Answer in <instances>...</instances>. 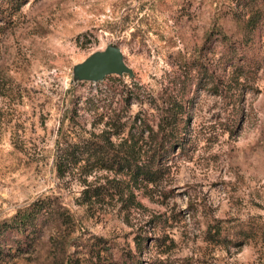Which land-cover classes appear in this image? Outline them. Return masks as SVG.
Listing matches in <instances>:
<instances>
[{"label": "rangeland", "instance_id": "rangeland-1", "mask_svg": "<svg viewBox=\"0 0 264 264\" xmlns=\"http://www.w3.org/2000/svg\"><path fill=\"white\" fill-rule=\"evenodd\" d=\"M173 98L186 142L156 183L55 171L57 142L155 128ZM40 199L62 231L4 230ZM0 264H264V0H0Z\"/></svg>", "mask_w": 264, "mask_h": 264}, {"label": "trees", "instance_id": "trees-1", "mask_svg": "<svg viewBox=\"0 0 264 264\" xmlns=\"http://www.w3.org/2000/svg\"><path fill=\"white\" fill-rule=\"evenodd\" d=\"M184 107L185 103L181 99L173 98L164 102L155 128L140 121L137 116L133 117V125L138 121L140 126L137 134L128 131L125 136L122 125L112 120L107 124L114 131H107L105 136L101 134L96 139L82 137L57 142L53 167L58 174H62L67 169L78 166L82 169L83 181L93 170H104L119 177L114 179L117 183H122L125 178L127 182L134 184L156 183L165 172V164L170 157L167 153L172 148L182 150L185 147L186 126L181 123ZM111 135L115 140H112ZM83 192H88V189L85 188ZM100 194V191L92 190L85 195V200L89 201L91 197ZM49 204V201L40 199L37 209H17L8 221H4V230H14L21 234L33 232L38 239L41 228H36L37 220L42 216L49 218V227L53 231H62V225L70 220L69 215L61 205ZM55 237L56 235L52 236L50 241L54 248H59L61 243Z\"/></svg>", "mask_w": 264, "mask_h": 264}, {"label": "water", "instance_id": "water-1", "mask_svg": "<svg viewBox=\"0 0 264 264\" xmlns=\"http://www.w3.org/2000/svg\"><path fill=\"white\" fill-rule=\"evenodd\" d=\"M92 62L94 64L93 72L97 77L122 68L119 52L113 45H109L103 51L96 53L92 57Z\"/></svg>", "mask_w": 264, "mask_h": 264}]
</instances>
